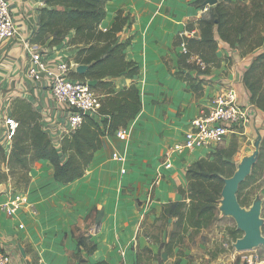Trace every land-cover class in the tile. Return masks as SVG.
<instances>
[{
	"label": "crops",
	"instance_id": "obj_1",
	"mask_svg": "<svg viewBox=\"0 0 264 264\" xmlns=\"http://www.w3.org/2000/svg\"><path fill=\"white\" fill-rule=\"evenodd\" d=\"M9 1L15 36L0 41V141L5 119H16L13 108L17 98L32 104L41 124L47 121L42 109L61 107L50 90L36 84L26 71L27 46L32 44L29 38L38 27L39 9L46 6V0ZM208 8L204 0L107 1L101 26L109 27L118 12L128 16L118 40L129 39L126 59L139 67L133 78L121 75L112 80L116 90L135 82L141 110L123 127L127 137L120 139L116 133L106 136L84 175L72 182L57 181L49 160L32 164L27 187L15 191L24 193L27 203L12 215L0 208V246L8 253L9 264L190 263L186 252H178L182 249L179 246L168 254L164 245L170 230L162 234L157 230L162 205L181 199L177 186L184 188L187 183L186 167L179 160L163 170L164 152L189 127L190 119L207 106L210 96L225 89L234 90L237 102L247 108L248 118L240 134L256 132L264 124V110L251 103L243 81L244 72L264 45L242 56L217 37V65L208 74L192 71L193 76L205 80L200 96L175 75L182 48L174 45V39L189 23L198 36L196 21L208 14ZM70 37L59 46L50 45L48 38L38 47L47 52L50 63L62 58L73 61L77 48L68 44ZM47 126L44 130L53 140L50 133L57 125L49 122ZM113 151L119 152L122 160H114ZM206 154L204 149L189 153L187 165ZM159 171L163 177L150 195L151 182ZM12 192L9 181L0 183V206L11 202ZM250 264H264V260Z\"/></svg>",
	"mask_w": 264,
	"mask_h": 264
},
{
	"label": "trees",
	"instance_id": "obj_2",
	"mask_svg": "<svg viewBox=\"0 0 264 264\" xmlns=\"http://www.w3.org/2000/svg\"><path fill=\"white\" fill-rule=\"evenodd\" d=\"M107 1L46 0V6L39 9L38 27L33 30L29 41L40 45L51 38L49 44L59 46L65 37L71 35L68 44L77 48L73 62L88 65L85 73L73 71L71 75L81 80H97L91 87L101 96V104L96 117L85 116L80 127L64 135L57 145L43 129L39 112L30 102L17 98L13 114L19 124L8 154L0 143V183L9 180L13 191L27 187L29 170L40 159L52 163L54 178L61 183L82 177L94 153L103 146L105 137L126 127L141 110L142 102L135 82L116 90L112 80L121 75L133 78L138 75L139 67L135 61L126 59L129 39L118 40V33L128 16L118 12L109 27L104 29L101 26ZM196 24L198 36L188 37L180 32L174 39V45L184 43L186 47V51L177 54L175 75L186 82L188 90L200 96L205 80L193 76L192 71L208 74L211 67L217 65V37L230 47L240 49L241 54L264 44V0L217 2L209 6L208 14L199 18ZM193 27V23H189L186 31H192ZM198 61L204 64V68ZM260 67L264 68V51L246 69L243 81L250 92L251 103L264 110V82L257 77ZM219 149L187 166V189L178 188L181 199L162 205L160 219H175L174 228L164 245L168 254L183 245L189 229L206 228L217 218L224 178L232 176L236 170L231 161L235 149ZM261 149L264 150V141ZM262 151L253 169L260 160L263 161ZM248 178L240 183L239 188ZM175 264H180V260Z\"/></svg>",
	"mask_w": 264,
	"mask_h": 264
},
{
	"label": "built area",
	"instance_id": "obj_3",
	"mask_svg": "<svg viewBox=\"0 0 264 264\" xmlns=\"http://www.w3.org/2000/svg\"><path fill=\"white\" fill-rule=\"evenodd\" d=\"M194 37L195 31L182 32ZM15 36V22L9 0H0V41ZM182 51H186L184 43L181 44ZM27 76L36 84L48 88L56 103L61 107L42 109L47 121L42 127L46 129L49 122L56 124L53 135L54 141H59L66 134L74 132L82 124L85 116H95L101 104V96L88 85V80H81L71 75L75 71L76 63L69 59H57L50 63L47 52L40 49L36 44L27 46ZM202 68L204 64L202 62ZM247 108L237 102L236 92L225 89L212 94L207 106L190 119L189 127L180 135L177 141L171 143L163 154V170H169L173 166V160H179L187 168L188 154L197 149L207 150V154L214 152L220 145L225 143L231 135L242 132L248 118ZM19 122L14 118H7L2 124L1 144L6 153L11 149L13 137ZM120 139H125L127 133L125 128L116 132ZM49 135V134H48ZM52 140V138L50 137ZM52 140V141H53ZM114 160H122L117 151L112 152ZM123 171V170H122ZM159 171L151 182L150 195L163 177ZM9 203L0 206L7 214H14L19 207L27 203V198L22 192L10 193ZM34 210V206L29 204ZM8 253L0 246V264H9ZM253 263V261L251 262Z\"/></svg>",
	"mask_w": 264,
	"mask_h": 264
},
{
	"label": "rangeland",
	"instance_id": "obj_4",
	"mask_svg": "<svg viewBox=\"0 0 264 264\" xmlns=\"http://www.w3.org/2000/svg\"><path fill=\"white\" fill-rule=\"evenodd\" d=\"M238 51L240 52V55H246L241 54L240 49H238ZM263 71L264 68H258L257 77H261V81L264 82ZM260 125V131L262 133L260 151H262L261 144L262 141H264V124ZM255 136V131L251 134L246 133L231 135L225 143L219 146V148L222 149L230 147L231 149H235L231 161L234 162L237 167V163H239L241 158L250 154L254 150L253 142ZM205 156H207V154ZM252 170L247 176L249 178L246 183L238 189L237 199L241 206L249 208L256 195H259L262 198L260 217L263 219L261 233L264 236V158L263 161L260 160L257 163L255 169L252 167ZM187 186L188 181L184 189H187ZM179 187L183 188L181 186H177V188ZM174 221L175 219L173 218L170 221H164L161 219L157 224V230H160L161 234L163 232L167 233L168 230L171 231L174 228ZM157 230H154V234L157 233ZM242 236L243 231L237 227L234 218L222 215L221 211L218 209L216 220L208 227L202 228L198 231H193L191 229L188 230L185 234L184 243L180 246L182 249H178V252H186L188 259L190 260L189 264H250L252 261L261 262L264 260V244H260L248 250H236L234 243Z\"/></svg>",
	"mask_w": 264,
	"mask_h": 264
},
{
	"label": "water",
	"instance_id": "obj_5",
	"mask_svg": "<svg viewBox=\"0 0 264 264\" xmlns=\"http://www.w3.org/2000/svg\"><path fill=\"white\" fill-rule=\"evenodd\" d=\"M217 2L218 0H204V5L213 6ZM87 68L88 65L86 64H76L75 71L83 74ZM87 83L90 86H94L97 80H88ZM260 129L261 127L256 128V136L253 142L254 150L241 158L232 176L224 178V185L219 200L220 204L218 209L222 215L233 217L237 227L243 231V236L238 238L234 243V247L238 251L252 249L260 244H264V236L261 233L263 219L260 217L262 198L256 195L249 208L241 206L237 199V191L240 183L247 178L253 165L259 158L260 143L262 140Z\"/></svg>",
	"mask_w": 264,
	"mask_h": 264
}]
</instances>
